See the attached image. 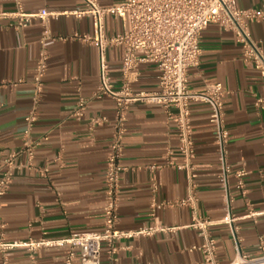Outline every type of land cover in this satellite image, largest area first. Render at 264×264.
I'll return each instance as SVG.
<instances>
[{
    "label": "crops",
    "instance_id": "obj_1",
    "mask_svg": "<svg viewBox=\"0 0 264 264\" xmlns=\"http://www.w3.org/2000/svg\"><path fill=\"white\" fill-rule=\"evenodd\" d=\"M111 5L122 0H99ZM240 8H263L264 0H236ZM21 2L26 12L42 9L54 12L49 21L50 35L45 36L44 22L34 17L23 28L5 21L0 27V152L20 151L26 138V116L36 107L38 118L32 138L46 136L35 149L31 164L25 153L16 158L18 167L12 183L2 197L0 229L3 241H27L43 237L58 240L74 232L96 231L103 227L105 173L110 140L113 134L115 101L110 97L92 98L99 80L100 54L96 45L76 38L92 34L90 17L71 13L84 6V0H0L6 10H15ZM108 35L122 33V19L107 15ZM252 38L264 50V20L249 23ZM200 64L189 69L190 87L204 89L209 82H221L225 88L223 103L229 131L228 160L233 168L245 167L247 195L251 207L264 211V77L242 57V47L232 30L210 23L201 34ZM48 53L44 90L35 103L34 71L42 50ZM123 46H110L106 56L109 75L116 86L121 80ZM159 69L153 63L140 66L132 83L135 91H153L158 87ZM88 100L87 114L77 120L72 116L79 96ZM195 177L187 169L167 162L168 149L176 163L183 158L179 151L178 126L171 108L168 115L160 104L136 102L125 123V169L121 173L119 201L123 230L137 231L157 227L151 235H136L116 242L110 252L102 244L99 264H199L204 256L198 248L203 242L199 229L191 226L193 215L219 220L224 217L222 185L218 174L220 159L215 142L211 108L192 103ZM104 115L109 121L90 135L88 118ZM43 168H48L43 173ZM1 174V169H0ZM233 211L237 236L242 250L253 256L264 245V213L256 218L247 213L246 198L235 187ZM190 204L176 202L189 196ZM156 203L155 215H151ZM168 203V204H166ZM172 203V204H170ZM163 204V205H162ZM216 239L217 261L231 262L237 255V242L227 224L210 227ZM195 247V248H192ZM70 245L42 246L34 252L16 247L3 254L0 264H65ZM79 264V257L76 258Z\"/></svg>",
    "mask_w": 264,
    "mask_h": 264
},
{
    "label": "built area",
    "instance_id": "obj_2",
    "mask_svg": "<svg viewBox=\"0 0 264 264\" xmlns=\"http://www.w3.org/2000/svg\"><path fill=\"white\" fill-rule=\"evenodd\" d=\"M77 17H90L93 21L92 34L75 35L96 45L100 54V71L97 87L92 92V98L110 97L115 101L116 110L113 120V134L109 144L105 173V203L103 207V227L96 231L74 232L65 239L51 240L30 238L27 241H3L0 239V252L3 254L16 247H26L30 252L42 246L70 245L65 256V264H99L102 244L107 243L110 252L117 250L116 242L120 239L136 235H151L157 227H142L137 231L123 230L118 227L120 221L119 201L121 192V173L125 169L121 160L124 154V135L126 120L133 104L147 102L160 104L168 115L171 108H176L174 114L178 126L179 151L182 162L176 163L173 150L168 149L167 162L180 169H187L195 177L192 160L195 157L194 130L192 124V103H205L211 108L210 123L213 127L217 144L220 172L218 174L222 185L224 209L223 218L212 220L193 215L192 227L199 229L204 239L198 248L204 259L199 264H219L217 261L216 239L210 232V227L227 224L235 236L238 255L227 264H264V245L261 253L253 256L242 250L237 236L236 221L239 216L233 211L234 195L231 188V178H235V187L246 198L248 173L245 167L233 168L228 160L229 131L226 125L223 95L225 88L221 82L206 84L204 89L196 90L190 87L189 69L200 64L202 47L201 34L210 23H217L222 29L232 30L241 43L244 61L253 65L264 77V50L255 41L249 30V23L254 20H264L263 8H240L236 0H122L111 5H103L99 0H84V6L71 11ZM113 15L123 20L125 29L122 33L108 35L105 29V18ZM54 12L45 9L37 13L26 12L21 2L15 10H6L0 5V27L4 22L14 28H23L30 24L34 17L44 22L45 36L50 35L49 21ZM123 46L120 66L121 80L118 86L112 81L110 66L106 51L110 46ZM146 63H153L159 69L158 87L153 91H135L132 83L137 80L139 68ZM48 68V53L44 49L36 62L34 71L35 103L44 90V77ZM264 99L258 97V106ZM88 100L80 95L72 116L77 120L84 119L87 114ZM38 118L36 107L26 116V138L20 151L7 154L0 152V208L2 197L7 193L12 183L14 172L18 167L16 158L20 152L25 153L28 163L35 155V149L46 136L32 138L31 130ZM109 119L104 115L88 118L87 128L91 136L96 128ZM48 168L42 172L47 173ZM195 197L189 196L176 202L180 205L190 204ZM168 204V203H166ZM172 204V203H170ZM163 205V204H162ZM247 213L243 217L256 218L264 211H256L246 198ZM156 203H152L151 215L154 216ZM5 225L0 220V229ZM195 248V247H192Z\"/></svg>",
    "mask_w": 264,
    "mask_h": 264
}]
</instances>
